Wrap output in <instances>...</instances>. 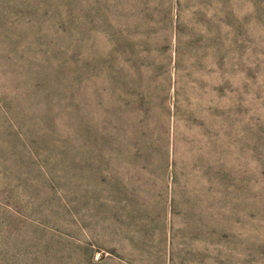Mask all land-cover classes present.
Here are the masks:
<instances>
[{
    "label": "rangeland",
    "instance_id": "obj_1",
    "mask_svg": "<svg viewBox=\"0 0 264 264\" xmlns=\"http://www.w3.org/2000/svg\"><path fill=\"white\" fill-rule=\"evenodd\" d=\"M0 264H264V0H0Z\"/></svg>",
    "mask_w": 264,
    "mask_h": 264
}]
</instances>
